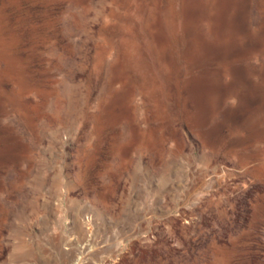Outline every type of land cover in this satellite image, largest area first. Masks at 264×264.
I'll return each mask as SVG.
<instances>
[{
    "label": "rangeland",
    "instance_id": "rangeland-1",
    "mask_svg": "<svg viewBox=\"0 0 264 264\" xmlns=\"http://www.w3.org/2000/svg\"><path fill=\"white\" fill-rule=\"evenodd\" d=\"M0 264H264V0H0Z\"/></svg>",
    "mask_w": 264,
    "mask_h": 264
}]
</instances>
